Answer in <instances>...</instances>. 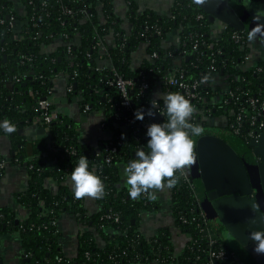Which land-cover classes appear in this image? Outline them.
Masks as SVG:
<instances>
[{"label":"trees","instance_id":"trees-1","mask_svg":"<svg viewBox=\"0 0 264 264\" xmlns=\"http://www.w3.org/2000/svg\"><path fill=\"white\" fill-rule=\"evenodd\" d=\"M124 1L127 31L115 12L114 0H46L44 5L43 0H20L22 14L0 0V122L8 119L17 127L14 134L2 129L0 134L9 140L12 160L24 164L27 171L26 189L16 197L26 217L18 220L19 212L0 207V238L18 233L27 264H210V250L233 252L219 240L208 247L210 236L199 232L203 228L201 216L206 219V215L194 186L181 179L171 191V213L179 231L188 237L183 251L174 253L164 230L144 236L138 231V222L155 203L145 195L134 201L126 185L119 188V168L136 159L137 151H149L144 125L167 120L163 101L153 97L156 84L162 85L165 94L185 96L181 88L167 85L165 79L174 75L185 84L205 80L195 89L196 98H188L196 108L190 121L193 124L201 125L203 118L228 117L229 110L238 107L249 115L252 111L247 100L264 92V61L248 67L245 58L253 41L248 39L249 32L227 28L225 33L213 35L206 14L186 0H173L164 15L150 8L141 10L137 0ZM224 1L246 21L251 19L250 7L259 0ZM61 3L72 15L60 14ZM173 32L177 33V43L165 48L163 42ZM233 33L242 40H234ZM53 45L52 51L46 50ZM141 48L146 56L134 67ZM188 56L192 59L185 62ZM100 59L108 60L109 67L100 70ZM59 75L71 88L66 92L69 100L76 99L81 109L88 105L90 110L102 112V124L112 135L97 147L82 143L73 119L59 113L48 125L45 138L27 141L21 133L41 115L38 102L50 94ZM115 75L132 81V114L124 116L118 92L109 85ZM143 83L147 89H142ZM229 91L234 98L227 102ZM138 109L145 113L143 120L135 119ZM153 109L159 115L156 120L147 115ZM50 111H54L53 105ZM106 147L115 148V152L109 155ZM107 155L110 165L105 162ZM81 156L87 157L90 170L101 177L107 193L97 200L100 210L93 214H88L82 200L75 199L64 185ZM2 160L0 156V163ZM3 173L0 169V178ZM49 180L55 183L54 188L47 186ZM253 183L259 185L255 177ZM63 214L72 215L81 225L75 253L70 257L63 253L62 233L56 225ZM115 214L117 222L107 218ZM221 264L239 261L234 254Z\"/></svg>","mask_w":264,"mask_h":264},{"label":"crops","instance_id":"crops-1","mask_svg":"<svg viewBox=\"0 0 264 264\" xmlns=\"http://www.w3.org/2000/svg\"><path fill=\"white\" fill-rule=\"evenodd\" d=\"M6 1L10 3L15 12H17L18 14L23 13L24 9L20 0ZM157 2L158 5L155 7V9L167 6L163 12H159V14L164 15L168 13V9L173 0H162V2L160 0H157ZM125 3L126 2L124 0H114L115 12H117L123 19V27L127 31V19L124 16L126 12ZM137 3L140 8L153 9V7H151V1L137 0ZM21 25L16 26V29L19 30ZM176 43L177 33L173 32L169 34V36L163 42V45L165 48H168L172 45H175ZM55 46L56 45L50 46L46 50L50 52L55 48ZM145 56V50L141 48V50L138 51L135 55L133 66L137 67L141 59ZM262 61H264V44L262 45L261 40H253L250 44L247 66L252 67L255 66L258 62ZM97 64L100 70L104 67H109V61L106 59L98 60ZM66 88L67 86L64 77L59 75L57 78H55V80L53 81V88L50 90V94H52L51 99L54 100L51 102V104L54 106V112L72 118L78 131L80 141L91 147H97L101 140H107L112 135L111 132H109V130H107L102 124V112L93 110L85 111L84 109H81L77 104L76 99H68V97L66 96ZM162 88L163 87L161 84H156L153 92V97L155 100L160 99L157 94L165 93ZM151 112V120H156L159 116L157 111L153 109ZM35 119L30 125L25 126L21 131L27 141L42 139L47 135L45 127L40 126ZM218 121H222L224 123L223 119H219ZM0 137H2V139H0V156L5 161V170L0 178V207L11 208L19 212V216H22L24 213L18 206L16 197L17 194L26 189L27 171L24 164H19L16 161L12 160L14 154L11 159L3 157L4 153L9 156L8 153L11 152L10 143L5 135L0 134ZM123 169L124 168L122 166L119 168V188L126 185V178L123 176ZM70 176L71 174H69L65 178L64 185L73 194ZM47 186L50 188H54L55 183L52 180H49L47 181ZM254 187L255 199L261 211L264 213V197L262 195L260 186L256 184L254 185ZM171 191L172 190H165L157 193L158 199L153 200V202L155 203L154 208L151 211H145L141 214L138 222V231H140V233H142L146 237L155 236L159 230L168 232L174 253L180 254L186 246L188 237L179 231L172 217ZM82 203L88 214H93L100 210L101 205L96 199L87 198L82 200ZM253 216H251V219L255 220V216L254 218ZM254 220L248 221L246 224H244V226L242 225L241 231L243 233V236L250 235L252 232V228L256 227ZM57 224L59 230L62 233L61 245L63 253L66 256L70 257L75 253L77 237L81 230V225H79L74 217L69 214H63L57 221ZM232 248L235 257L239 261V264L246 263V261L249 259V255L244 251V249L238 244L232 246ZM22 253L23 252L20 248L18 236L14 234H5L0 238V261H2L3 264H24L21 260Z\"/></svg>","mask_w":264,"mask_h":264},{"label":"water","instance_id":"water-1","mask_svg":"<svg viewBox=\"0 0 264 264\" xmlns=\"http://www.w3.org/2000/svg\"><path fill=\"white\" fill-rule=\"evenodd\" d=\"M186 1L203 11L210 25L220 22L240 32H249L256 25L264 26V15L249 12L251 19L243 21L224 0H206L201 6L193 4L192 0ZM257 37L264 41V35L258 34ZM190 59L192 56L186 57L185 62ZM213 121L214 118L208 128H203V135L192 137L199 156L196 165L188 171L190 184L194 185V179H200L205 191L208 206L206 201L200 200V204L206 215V234L225 246H241L249 255L244 264H264V254L254 252L255 242L251 240V234L243 236L241 231L242 225L254 220L251 219L253 215L256 227L252 232L264 230V213L255 199L256 183H253L255 177L264 197V133L257 143L246 144L237 136L226 134ZM257 157L260 163L256 161ZM24 256L22 253L21 260L26 263L28 260Z\"/></svg>","mask_w":264,"mask_h":264},{"label":"clouds","instance_id":"clouds-1","mask_svg":"<svg viewBox=\"0 0 264 264\" xmlns=\"http://www.w3.org/2000/svg\"><path fill=\"white\" fill-rule=\"evenodd\" d=\"M197 6L206 0H192ZM264 26H255L248 33V39L254 40L258 34L264 35ZM166 109L167 120L152 123L147 128V148L139 150L136 159L131 160L123 169V176L128 187V195L138 200L145 195L149 200L158 199L157 193L174 189L181 177L196 165L198 152L193 136L203 135V128L191 123L196 112L195 106L179 92L157 94ZM135 119L143 120V110L136 111ZM147 115H152L151 110ZM0 129L6 134H14L17 127L10 120L0 122ZM74 198L84 200L93 198L102 200L106 195L105 185L95 171L90 170L89 160L81 156L70 176ZM255 242L254 252L264 254V230L251 232Z\"/></svg>","mask_w":264,"mask_h":264},{"label":"built area","instance_id":"built-area-1","mask_svg":"<svg viewBox=\"0 0 264 264\" xmlns=\"http://www.w3.org/2000/svg\"><path fill=\"white\" fill-rule=\"evenodd\" d=\"M56 2H61V0H55ZM46 3V0H43L42 5H44ZM84 14L85 10H83ZM62 16L66 15H72V10L68 9L64 4L61 3V13ZM32 21H34V17H32L31 19ZM212 26V30L214 32L213 35H218V34H222L225 33L227 28H229L228 26H226L223 23L217 22L215 25H211ZM10 27H13V23L10 22ZM66 37V36H65ZM232 38L236 41H240L242 40L241 35H239L238 33H233L232 34ZM68 50H70V47L68 48ZM101 50H104V48L102 47ZM153 57H155V55H153ZM248 58L249 56H246L245 58V64L247 65L248 62ZM209 70H211L212 72L215 71V68L211 65L209 66ZM258 71L260 70L259 68L257 69ZM205 82L204 79H201L200 81H196L193 84H185L182 81H178L176 80L174 75H171L169 77H167L165 79V83L167 85H171V86H178L179 88H181L185 94V96L189 99H195L196 95L194 94V91L196 88H198L201 84H203ZM109 85H112L115 87L116 91L118 92L119 98H120V105L122 107V109L124 110V112H126V114L129 113H133V110L131 108V100H130V90L132 88V81L128 80V79H124L121 76L115 75V78L109 82ZM142 89H147V85L145 83L142 84ZM67 92L71 91L70 87L66 88ZM227 98H229L227 100V102H230L231 100H233L234 98V94L229 91L228 94L226 95ZM234 104H236V102H234ZM247 104L248 107L250 108V110L252 111L251 114L247 115L244 112V109L241 107H238L237 110H229L228 112V117H222V119H225V127L226 129L228 128V130L235 136H237L238 138H240L241 140H243L246 144H251V143H257L259 140V137L261 134L264 133V92L260 93L258 95V97H253L251 99L247 100ZM51 102L46 98L41 99L38 102V108L41 111V115L36 118V122L42 126L45 127V130L48 132V125L53 122L54 120L57 119V113H55L54 111H50L49 112V108L51 106ZM85 111H89L90 108L88 105H86L84 107ZM208 119V118H207ZM150 125V123H147L144 125V129H147L148 126ZM107 152L110 153H114L115 152V148H108L106 147L105 149ZM107 155L105 162L107 165H110L111 163V158L110 156ZM0 169L5 170V161L4 159L1 161L0 163ZM181 180L185 181V182H189V174L186 172L182 177ZM26 216L22 215L19 216L18 215V220H23ZM108 219L113 218V220L115 222L118 221V216L115 214L113 216H107ZM201 220L203 221V228L199 229L200 233L206 234L207 232V227H206V219L205 216L202 215L201 216ZM184 223H187L186 220H183ZM53 224H55V222H53ZM57 225V223H56ZM16 236H18V233L14 234ZM216 243V240L210 239L208 240V247L213 246ZM234 253H229L226 251L225 248H219L217 250H210L208 253V261L210 264H221L225 261L228 260L229 257L233 256ZM25 259H27V256L25 254L24 256Z\"/></svg>","mask_w":264,"mask_h":264},{"label":"rangeland","instance_id":"rangeland-1","mask_svg":"<svg viewBox=\"0 0 264 264\" xmlns=\"http://www.w3.org/2000/svg\"><path fill=\"white\" fill-rule=\"evenodd\" d=\"M148 1H151V7H153V9H154V11H156L157 13H159V12H163L164 10H165V8L167 7V6H164V7H162V8H156L155 9V7L158 5V2H157V0H148ZM159 1V0H158ZM161 2H162V0H160ZM152 9V10H153ZM261 43H262V45L264 44V42L263 41H261ZM51 95L52 94H50V95H48L47 96V99L50 101V102H52V101H54V100H52L51 98ZM223 121H224V123H225V119H223ZM222 123V125H223V127L225 126L224 125V123L221 121L220 122V124ZM223 129V128H222ZM223 131L226 133V134H228V135H230L231 136V132L229 131V130H227V129H223ZM233 135V134H232ZM0 139H2V137H0ZM26 139V138H25ZM27 140V139H26ZM234 145H235V143L234 142H232ZM236 146H239V145H237L236 144ZM5 152V151H4ZM9 154V156L6 154V153H4L3 154V157L4 158H10L11 159V157L13 156V152H10V153H8ZM194 188H195V194H196V196H197V198L199 199V201L200 200H202V201H206V205L208 206V204H207V200H206V195H205V191H204V188H203V186H202V183H201V181H200V179H194ZM7 235H10L9 233H7ZM25 264H27V263H25Z\"/></svg>","mask_w":264,"mask_h":264},{"label":"flooded vegetation","instance_id":"flooded-vegetation-1","mask_svg":"<svg viewBox=\"0 0 264 264\" xmlns=\"http://www.w3.org/2000/svg\"><path fill=\"white\" fill-rule=\"evenodd\" d=\"M141 10H143V8H140ZM249 12H252V14H259V15H264V0H259L257 2H254V4L252 5V7H250ZM213 118H203V123L200 125L202 128H208L211 125V120ZM215 124H217L218 126H222L218 121V119L214 118L213 121ZM257 162L260 163V158L257 157Z\"/></svg>","mask_w":264,"mask_h":264}]
</instances>
